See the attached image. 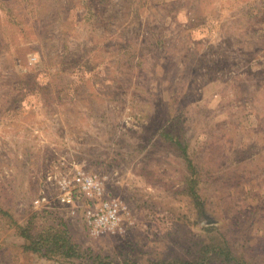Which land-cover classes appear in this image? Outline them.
Instances as JSON below:
<instances>
[{
    "label": "rangeland",
    "instance_id": "rangeland-1",
    "mask_svg": "<svg viewBox=\"0 0 264 264\" xmlns=\"http://www.w3.org/2000/svg\"><path fill=\"white\" fill-rule=\"evenodd\" d=\"M79 171L115 228L61 201ZM49 227L79 256L26 247ZM223 242L264 264V0H0V264H168Z\"/></svg>",
    "mask_w": 264,
    "mask_h": 264
},
{
    "label": "trees",
    "instance_id": "trees-1",
    "mask_svg": "<svg viewBox=\"0 0 264 264\" xmlns=\"http://www.w3.org/2000/svg\"><path fill=\"white\" fill-rule=\"evenodd\" d=\"M164 137L179 149L181 156H183L189 170L191 171V174H196L195 165L193 164V159L189 153L188 142L180 140V137H175L171 132H165ZM188 193L199 215L201 217L205 216L204 200L202 199L195 181H193L192 185L189 187ZM22 233L27 239L26 247L29 250L51 257H57L60 255L72 257L79 256L78 245L72 240L66 228L58 229L49 227L38 237H33L27 232ZM207 245L209 246H206L205 249L198 252L193 260H182L179 262L175 260L173 262H168V264H211L216 261L221 262L220 264H240L241 258L234 253L227 242ZM212 247H214L213 250Z\"/></svg>",
    "mask_w": 264,
    "mask_h": 264
},
{
    "label": "built area",
    "instance_id": "built-area-1",
    "mask_svg": "<svg viewBox=\"0 0 264 264\" xmlns=\"http://www.w3.org/2000/svg\"><path fill=\"white\" fill-rule=\"evenodd\" d=\"M59 183L63 191L60 196L62 202L73 204L76 199L83 197L92 203L85 213L91 233L97 234L118 225L120 219L118 203L108 195L105 196L104 181L98 174L79 171L72 179L64 177Z\"/></svg>",
    "mask_w": 264,
    "mask_h": 264
}]
</instances>
